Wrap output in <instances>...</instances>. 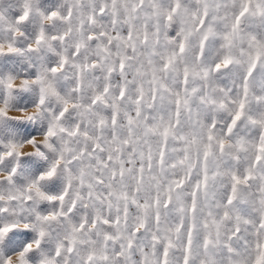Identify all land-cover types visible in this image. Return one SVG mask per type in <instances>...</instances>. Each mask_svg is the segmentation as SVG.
<instances>
[{
    "label": "snow or ice",
    "instance_id": "1",
    "mask_svg": "<svg viewBox=\"0 0 264 264\" xmlns=\"http://www.w3.org/2000/svg\"><path fill=\"white\" fill-rule=\"evenodd\" d=\"M0 264H264V0H0Z\"/></svg>",
    "mask_w": 264,
    "mask_h": 264
}]
</instances>
